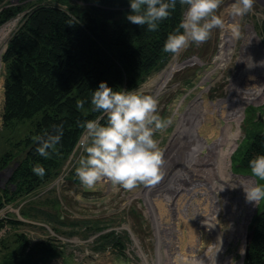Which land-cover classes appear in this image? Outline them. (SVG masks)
Segmentation results:
<instances>
[{
  "label": "rangeland",
  "instance_id": "1",
  "mask_svg": "<svg viewBox=\"0 0 264 264\" xmlns=\"http://www.w3.org/2000/svg\"><path fill=\"white\" fill-rule=\"evenodd\" d=\"M69 2L86 5L80 0ZM234 2L223 0L217 10L224 20L223 29H213L206 42L199 45L191 43L179 54L171 53L163 67L131 90L157 98L158 114L172 121L165 130L154 134L164 160L159 181L153 186L141 185L133 190L104 181L94 190H84L80 181L73 182L77 177L78 161L84 155L83 150L74 146L51 179L0 209V219L5 221L0 230V264H9L4 254L14 246L17 233H23L29 239L27 249L43 242L44 249L49 251L36 252L31 264H158L159 259L162 264H202L197 258L215 237L213 229L209 231L197 221L205 220L206 215L213 211L215 217L211 215L209 218L214 217L213 221L221 223L224 231L219 235L214 232V235L220 238L223 234L230 238L231 234H226L225 229L233 220L236 240L233 238L217 257L211 255V260L216 264H240L244 256L239 238L242 237L241 231L246 228L251 213L264 208V200L256 204L246 199L241 184L249 179L244 175L250 174H238L233 169V163L240 161L253 135L264 129V83H256L255 77L259 72L264 74V65L260 64L264 61V40L261 41L264 39V0H254L249 13L236 17L230 14ZM40 3L68 8L67 4L53 0H0V10L8 6H23L16 15L0 23V31L10 24L5 36L0 37V156L9 147L11 149V143L26 135L28 128L19 123L12 127L3 125L5 63L1 57L26 13ZM243 79L245 82L241 83ZM251 91H255L258 99L240 106L239 119L229 122L230 128L237 131L235 145L231 148L228 144L222 146L226 149L224 160L228 166L225 171L229 175L222 184L228 186L230 200L241 196L244 203L240 205V199L238 203L232 201V207L238 210L229 214L226 204L225 209L221 207L222 200L215 197L211 204L213 195L221 199L224 196V189L219 190L213 181H209L212 170L217 172L220 146L214 148V144H210L209 149L201 150L206 140L197 133L200 120L201 127L204 124L210 128L227 124L228 120L213 108L201 114L199 119L192 115L205 105L219 101L220 104H230L231 97H240L241 100ZM81 136L84 137V130L79 138ZM210 139L213 143L215 137ZM198 145V150L193 151ZM199 156H205L206 162H200ZM13 166L10 163L8 168L1 170L0 188L6 184ZM212 179L217 180L216 177ZM50 201H56V206ZM21 206L31 208L29 212L36 217L23 216ZM48 213L58 215L61 222L51 220ZM10 218L23 223L10 224L7 222ZM109 231L121 239L120 247L114 248L112 244L101 246L100 235ZM190 260L193 262L188 263Z\"/></svg>",
  "mask_w": 264,
  "mask_h": 264
},
{
  "label": "trees",
  "instance_id": "2",
  "mask_svg": "<svg viewBox=\"0 0 264 264\" xmlns=\"http://www.w3.org/2000/svg\"><path fill=\"white\" fill-rule=\"evenodd\" d=\"M53 1L67 4L68 8L50 3L33 6L14 30L1 57L5 63L3 125L12 127L19 123L28 128L26 135L11 143V149L0 156V171L14 164L6 184L0 188V209L55 175L84 130L79 124L101 115L91 110L90 103L100 82L117 91H129L164 66L171 54L163 51L164 43L178 28L186 7L177 0L170 17L150 32L146 25L141 27L127 20L130 0H80L86 3L84 6L70 4L69 0ZM22 7L1 9L0 23ZM77 100L85 101L83 109H77ZM54 126L63 127V136L57 151L50 150V157L45 159L36 152L39 145L33 137L54 133ZM257 155H264V136L260 131L253 135L240 161L233 163L234 171L250 174L249 161ZM38 164L45 169L42 178L32 171ZM73 180L79 181L78 177ZM50 203L56 206V201ZM29 209L21 206L20 212L36 217ZM34 210L39 211L37 207ZM47 215L61 222L55 213ZM7 222L23 223L16 218ZM4 224L0 219V230ZM116 236L113 231L100 235L101 246L120 247L122 241ZM14 242L4 254L9 264H31L36 252H49L43 242L27 249L30 241L23 233H17ZM242 264H264V208L252 217Z\"/></svg>",
  "mask_w": 264,
  "mask_h": 264
},
{
  "label": "clouds",
  "instance_id": "3",
  "mask_svg": "<svg viewBox=\"0 0 264 264\" xmlns=\"http://www.w3.org/2000/svg\"><path fill=\"white\" fill-rule=\"evenodd\" d=\"M179 2L187 9L176 31L168 35L164 52L179 54L191 43L206 42L213 29L225 27L224 20L217 14L223 0ZM176 4L177 0H130L131 14L127 15V20L141 27L146 25L150 32L156 31L159 22L170 17ZM253 4L254 0H235L230 14L244 16L252 10ZM260 64L264 65V61ZM90 103L91 110L101 115L79 124L84 129L81 141L84 155L78 161L75 174L82 188L94 190L104 181L125 190L155 185L160 179L164 160L154 134L172 123L171 119L158 114V99L138 91H117L106 82H100ZM84 104V100H77V109H83ZM62 136V126H54V133L34 136V142L39 145L36 152L49 158L51 152L57 151ZM32 171L41 178L45 175V169L39 164ZM249 171V179L241 185L246 199L258 204L264 200V155L249 161Z\"/></svg>",
  "mask_w": 264,
  "mask_h": 264
},
{
  "label": "bare ground",
  "instance_id": "4",
  "mask_svg": "<svg viewBox=\"0 0 264 264\" xmlns=\"http://www.w3.org/2000/svg\"><path fill=\"white\" fill-rule=\"evenodd\" d=\"M10 26V24L7 25V27H5L3 30L0 31V37H3L5 36L6 34V30L8 29V27ZM255 77L257 79L256 83H264V74L262 73H257L255 74ZM245 82V79H243L241 81V83H244ZM264 85V84H262ZM240 97L238 98H235V97H231V100H230V104H220L219 102L217 103H212V105H205L203 106L201 109L198 108V110H196V112L192 115L193 117H196L197 119L200 118L201 114H204L206 113V111L210 110V109H218V111L221 112V116L226 118L228 120L227 124H221L223 125V129L221 130V125H217V127H208L207 125L201 127L200 123L202 122V120H200V122H197L199 123L197 126H200L199 129H197V133L198 134H205V135H201V137H203L205 140H206V143H202V147H201V150H205V148L209 149V145L210 144H214V148L216 147H219V150H218V159H217V165H216V170L217 172H213L212 170V175L211 177H216L217 180H213L211 178V180L209 181H213V185L219 187V190H222L223 193H224V196L223 198L221 199L219 196H216V195H213L211 197V204L213 203L215 197L217 199H220L223 201L221 207H226L225 204L228 206L227 208H229V214L233 213V212H236L238 209L237 206H235V209L232 207V201L233 202H237L238 199H240V205H243L244 203L242 202L241 200V196L237 199H232L230 200L229 198V193H230V190L227 189L228 186H226V184H222V182L224 181V178L226 179L228 175V173L225 171V168L228 166H226L225 164V160H224V154H226V149H222V146L223 145H226L228 144V147L231 148L232 146H234L235 144V140H236V137H237V131L236 130H232V128H230V125L229 122L230 120H238L239 119V116H240V106H242L243 104L247 103V102H252V101H256L258 99V97L256 96V93L255 91H251V93L248 95V96H245L243 98H241V100H239ZM220 107V108H219ZM217 111V112H218ZM196 120V119H195ZM226 122V121H225ZM235 122V121H234ZM238 122V121H237ZM195 123V122H194ZM206 124V123H205ZM236 124V123H235ZM196 126V127H197ZM195 127V128H196ZM193 130V129H192ZM188 132V131H187ZM239 132V131H238ZM215 137L213 143H210L211 141V137ZM200 140V139H199ZM181 147V146H180ZM200 146H196V150H198ZM227 147V146H226ZM228 148V149H229ZM195 150V151H196ZM232 150V149H231ZM230 150V151H231ZM229 152V151H228ZM207 156V155H206ZM217 156V155H216ZM200 162H203L205 163L206 161L204 160H207L206 157H201L199 156L197 158ZM219 179H218V177ZM228 181V180H227ZM211 183V182H210ZM219 183V184H218ZM208 184V183H207ZM228 184V183H227ZM212 186V185H211ZM221 187V188H220ZM161 188V187H160ZM230 189V188H229ZM232 191V189H231ZM208 194V193H207ZM222 195V194H221ZM210 197V196H209ZM236 198V197H235ZM216 199V200H217ZM238 203V202H237ZM217 204V202H216ZM218 205V204H217ZM214 207V206H212ZM232 207V208H231ZM232 210H231V209ZM225 209V208H224ZM211 211V210H210ZM218 211V210H217ZM212 212V211H211ZM215 212L213 211L210 215H206V219L205 220H198L197 222L201 224L203 223V227H206L208 228L209 231H211L212 229V234L213 236L215 237V240L214 242L212 241V244L208 247V248H205L203 249V252L201 255H199V258H197L199 261V259L201 260L200 262H202V264H216L215 263V260H211V255H214V256H218L220 255V253L222 252V250L224 251L228 245L230 244L231 240H233V238L235 239L236 237H234V233H235V228L233 226V220H230V222L227 224L229 227L227 229H225V233L226 234H231V237L227 239L226 235H221L220 238H218V236H215L214 235V232H217L218 235L221 234L222 232H224L222 230V224L221 223H217L216 221H213L214 217H215ZM213 215V219H210L209 216ZM211 220V221H210ZM210 221V222H208ZM201 226V225H200ZM246 229V228H245ZM242 230L241 231V235H243V232L245 231ZM236 240V239H235ZM197 243V242H196ZM187 247V246H186ZM171 260V259H170ZM188 260V259H187ZM187 260H183L184 263H187ZM165 261V260H164ZM161 259H159L158 261V264H162L161 263ZM189 262H193L192 260L188 261ZM199 262V263H200ZM169 263V262H168Z\"/></svg>",
  "mask_w": 264,
  "mask_h": 264
},
{
  "label": "built area",
  "instance_id": "5",
  "mask_svg": "<svg viewBox=\"0 0 264 264\" xmlns=\"http://www.w3.org/2000/svg\"><path fill=\"white\" fill-rule=\"evenodd\" d=\"M237 138V137H236ZM83 140V137L81 136L78 140H77V142H76V145H75V147H77L78 149H80V151L81 150H83V146H82V144H81V141ZM235 143H236V140H235ZM235 145V144H234ZM244 208L245 207H243L242 208V216L244 215V213H243V211H244ZM240 209H241V207H240ZM255 209V208H254ZM253 213H254V211L251 213V215L249 216V218H248V221H247V224H246V229H245V231L243 232V235H242V237H239L240 238V241H241V244H240V246H245V241H246V237H247V234H248V226H249V224H250V222H251V220H252V217H253Z\"/></svg>",
  "mask_w": 264,
  "mask_h": 264
},
{
  "label": "water",
  "instance_id": "6",
  "mask_svg": "<svg viewBox=\"0 0 264 264\" xmlns=\"http://www.w3.org/2000/svg\"><path fill=\"white\" fill-rule=\"evenodd\" d=\"M264 40V39H261V41ZM260 134L262 136H264V129H262V131L260 132ZM2 172L3 171H0V176L2 175ZM249 176V175H248ZM249 237H250V231L248 232L247 234V237H246V244H245V251H244V254L246 255L247 253V250H248V243H249Z\"/></svg>",
  "mask_w": 264,
  "mask_h": 264
}]
</instances>
